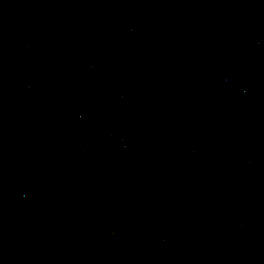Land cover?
I'll list each match as a JSON object with an SVG mask.
<instances>
[{
    "label": "water",
    "instance_id": "95a60500",
    "mask_svg": "<svg viewBox=\"0 0 264 264\" xmlns=\"http://www.w3.org/2000/svg\"><path fill=\"white\" fill-rule=\"evenodd\" d=\"M0 264H264V0H0Z\"/></svg>",
    "mask_w": 264,
    "mask_h": 264
}]
</instances>
